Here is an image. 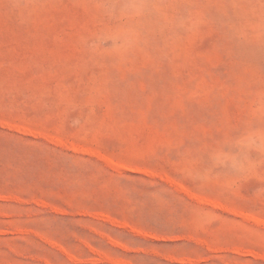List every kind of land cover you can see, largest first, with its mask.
<instances>
[{"label":"rangeland","instance_id":"obj_1","mask_svg":"<svg viewBox=\"0 0 264 264\" xmlns=\"http://www.w3.org/2000/svg\"><path fill=\"white\" fill-rule=\"evenodd\" d=\"M0 264H264V0H0Z\"/></svg>","mask_w":264,"mask_h":264}]
</instances>
